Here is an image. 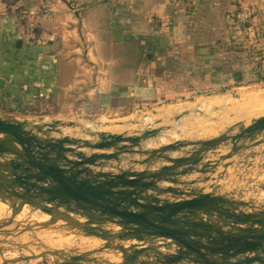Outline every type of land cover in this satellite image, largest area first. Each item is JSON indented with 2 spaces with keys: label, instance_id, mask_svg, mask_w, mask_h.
<instances>
[{
  "label": "water",
  "instance_id": "water-1",
  "mask_svg": "<svg viewBox=\"0 0 264 264\" xmlns=\"http://www.w3.org/2000/svg\"><path fill=\"white\" fill-rule=\"evenodd\" d=\"M189 115L184 110L142 129L131 121L139 129L117 133L91 131L79 120L0 116V214L12 215L18 204L28 214L0 220V254L24 253L2 256L0 264H264V205L223 192L220 183L196 186L222 181L234 164L239 171L262 157L263 150L252 151L264 146V114L244 116L208 136L144 148ZM57 128H77L87 138L58 140L52 137ZM221 150L226 152L218 154ZM105 166L117 172L103 171ZM193 173L200 176L183 180ZM36 212L39 216H29ZM49 233H58L61 242L50 240ZM75 238L96 239L94 253L107 251V260L61 246ZM125 241L139 244L126 247Z\"/></svg>",
  "mask_w": 264,
  "mask_h": 264
},
{
  "label": "crops",
  "instance_id": "crops-1",
  "mask_svg": "<svg viewBox=\"0 0 264 264\" xmlns=\"http://www.w3.org/2000/svg\"><path fill=\"white\" fill-rule=\"evenodd\" d=\"M60 1L66 2L74 10L76 23L73 29L68 31V34L74 37L76 34V37L82 39L84 44L82 50L89 57V76L85 78L70 77L67 72L75 66L72 65L73 63L77 65L78 62H60V49L57 48L53 54L57 64L52 70L47 69L46 71V73H50L48 80L50 84L47 81V87L41 90H56L60 102L65 103L66 99H73L74 103L79 106V110L99 109L102 108L101 103L105 104L103 108L133 106L138 109L140 104L149 105L160 97L164 101L177 100L176 90L186 86V82L194 83V78L191 76L189 78L187 72L192 75L199 71L200 78L197 79L199 83L195 84L209 86L211 83L208 79V64L212 60V56L218 55L220 48L216 49V46L221 45L225 42V38H228L229 32L225 30L226 23H229L228 15L234 13L239 4L243 3L253 10L254 22L264 26V0ZM34 2L37 5L46 3L45 0H0V9H3V11L0 10V40L7 47L11 48L16 39L21 42V46L23 40L19 31H26L24 26L20 27L22 19L19 18L20 22L16 21L18 17L14 8ZM31 21L33 22V20ZM52 21L51 18L44 17L41 22L36 20L40 24H51ZM3 25L7 27H2ZM57 27H55L57 33L60 34V29ZM117 47H120L119 51H116ZM80 50L79 47H73L72 53H77ZM67 51L63 50L64 53H68ZM116 52L124 55L121 66L127 72L125 77L116 73L122 69L113 67L114 60L112 59ZM78 65L80 69L78 72H84L85 66L81 63ZM155 71L160 74L153 75ZM1 80H3V84L0 87H3L6 81ZM211 134H207V136ZM155 147L149 145L145 149ZM257 148L252 152L257 151ZM225 152L226 150L217 151L218 154ZM248 153L249 151L243 153L242 156ZM173 156H177V154ZM132 159L142 160L138 156H134ZM241 159L242 157L237 162ZM160 165L163 164L159 163L157 167ZM122 166L129 167L130 164L128 161H122ZM235 166L236 164L231 166L225 175L234 173ZM155 168L153 167L149 171H154ZM142 169L143 167H140L137 170ZM92 170L97 172L99 167H93ZM102 170L117 172L111 166H105ZM225 175L222 178H227ZM198 176L200 174L193 173L184 176L183 180L189 182ZM206 176L210 177V175ZM221 182L210 180L206 183H198L196 186L208 187L209 184ZM158 186L164 188L171 185L158 183ZM226 189L224 187L223 192ZM147 194H151V192ZM70 241L72 245L68 244L67 248L81 249L84 255L90 253L89 257L91 258H107V251L100 250L94 253V250L100 245L96 239L75 238ZM150 242L156 245L161 244L153 239ZM90 243L93 246H87ZM121 244L131 247L139 243L125 241ZM114 259L122 260L123 258L116 256ZM108 260L113 259L111 257Z\"/></svg>",
  "mask_w": 264,
  "mask_h": 264
},
{
  "label": "rangeland",
  "instance_id": "rangeland-1",
  "mask_svg": "<svg viewBox=\"0 0 264 264\" xmlns=\"http://www.w3.org/2000/svg\"><path fill=\"white\" fill-rule=\"evenodd\" d=\"M58 1L45 0L46 3L43 5H39V3L37 5L34 2L26 6L23 5L24 7L18 6L14 8L18 17L16 21L20 22L19 18L22 19L20 27L24 26L27 31L21 30L19 35L22 37L23 42L28 45L43 43L50 54L51 52L54 53L57 48L60 49V62H78L77 65L72 64L75 66L71 67L67 74L70 77H88L89 57L82 50V47H84L82 39L76 37V34L75 37L68 34V31L73 29L74 24L68 28L57 27L54 18H51L53 20L51 24L36 22V20L41 22L42 14L53 9ZM238 9L239 7L236 9L235 14L232 15L231 21L225 25V30L229 32L228 38H225V42L221 43V45L216 46V49L220 48L222 50L218 51V55L212 56V60L208 64V79L211 83L209 86H198L195 84L199 83L197 81L200 78L198 75L199 71H197V74L192 75L187 72L188 77L194 78V83L186 82V86L176 90L177 100L164 101L160 97L149 105L140 104L138 109L133 106L99 108L98 111L91 114L87 111L79 110V106L74 103L73 99H66L65 103L60 102L59 94L56 90H41L39 93L33 92L30 95L22 96L20 98L22 104L16 107L13 114L0 116L30 122L79 120L83 127L88 122V129L91 131L117 133L127 128L139 129L137 126L130 125L131 121L140 122V128L142 129L148 123L154 125L158 121L164 122L168 118L188 110L190 112L189 116L174 123L172 129L162 132L157 138L150 139L145 143H150V145L155 147L172 143L175 139L195 138L213 134L221 130L219 126L233 123L244 116L261 115L264 111L257 113V109L260 108L257 96L264 91V83L259 80L261 76H264V55L262 52L264 48V26L256 24L257 26L254 27L255 23L252 24L251 19L255 17V14L245 22L238 21L236 18ZM0 10L3 11V9ZM250 22L251 27H247ZM2 27L7 26L3 25ZM55 27L60 29V34L57 33ZM251 28H254V31ZM253 46L254 48L251 50ZM73 47H79L81 50L77 51V53H72ZM119 49L120 47H117L116 51H119ZM63 50H68V53H64ZM254 51L260 53L255 55ZM123 59L124 55L119 52H116L112 59L114 60L113 67L122 69V71H116L121 77H125L127 73L124 71L125 68L121 66ZM80 63L85 67L83 68L84 72L79 73L78 64ZM238 63H240V66L236 65ZM56 64L57 62L55 61V63L43 66L44 73H46L47 69L52 70ZM223 66H229V72L225 73L220 70ZM159 74L160 72H153V75ZM236 74H239L240 77L235 78ZM44 76L46 81L50 79V73H46ZM48 83L50 84L49 81ZM205 101L208 102L203 105ZM144 117H148L150 120L148 118L144 119ZM114 122H119L120 124L115 125L113 124ZM55 130L56 133L52 137L58 140L65 137L87 138L77 128H70L71 131L68 135H60L61 132L63 133V129L57 128ZM162 137L165 138L164 142L161 141ZM145 144L144 148L147 147ZM260 148L258 147L256 150L260 151ZM262 148L264 151V146ZM225 177L227 178H222V183L220 184L227 188V192L237 198L264 205V154L260 158L251 159L239 171L225 175ZM21 216L18 218V216L2 213L0 214V220H22L28 217V215ZM29 216L37 217L39 213H32ZM49 236L50 240L61 242L58 233H49ZM70 242H62L61 246L67 248L72 245ZM23 255L22 251H4V253L0 254V259L2 256L6 259H14Z\"/></svg>",
  "mask_w": 264,
  "mask_h": 264
},
{
  "label": "trees",
  "instance_id": "trees-1",
  "mask_svg": "<svg viewBox=\"0 0 264 264\" xmlns=\"http://www.w3.org/2000/svg\"><path fill=\"white\" fill-rule=\"evenodd\" d=\"M229 14V21H231L232 15ZM253 17L251 19L254 24ZM234 23V21H232ZM251 22L247 27H251ZM256 23L254 27H256ZM254 31V28H251ZM18 39L10 47H7L3 41L0 40V80L4 79L6 84L0 87V115L8 116L13 114L17 106L22 104L20 99L24 95H30L33 92L39 93L44 87H47V81L44 76L43 66L47 64L55 63L56 60L54 53L47 51L43 43L28 45L22 42L19 48H16ZM222 48V47H221ZM254 46L251 48L253 50ZM222 49H219L221 51ZM261 51V50H260ZM264 55V48L262 49ZM258 55L260 52H255ZM264 57V56H263ZM240 66V63L236 64ZM229 66H223L220 68L223 72H229ZM44 73V74H43ZM239 74L235 75V78H239ZM54 79L55 77H51ZM264 83V76L259 79ZM16 85V86H14ZM101 107H105L104 103H101ZM99 109L89 108L82 111L88 113H94Z\"/></svg>",
  "mask_w": 264,
  "mask_h": 264
},
{
  "label": "built area",
  "instance_id": "built-area-1",
  "mask_svg": "<svg viewBox=\"0 0 264 264\" xmlns=\"http://www.w3.org/2000/svg\"><path fill=\"white\" fill-rule=\"evenodd\" d=\"M44 18H54L57 26L61 28H68L75 24L74 10L64 1H58L53 9L48 10L42 14ZM254 16V12L245 4H239L236 18L240 22H245Z\"/></svg>",
  "mask_w": 264,
  "mask_h": 264
},
{
  "label": "bare ground",
  "instance_id": "bare-ground-1",
  "mask_svg": "<svg viewBox=\"0 0 264 264\" xmlns=\"http://www.w3.org/2000/svg\"><path fill=\"white\" fill-rule=\"evenodd\" d=\"M257 100L259 103V109H257V113H259V111H264V91L261 93V94H258L257 96ZM208 101H205L203 105H205V103H207ZM264 114V113H263ZM150 120V118H148ZM149 124V123H148ZM147 124V125H148ZM85 126L88 127L89 126V123H85ZM129 129V128H127ZM63 133L61 132L60 135H68L70 133V129H63ZM161 141L164 142L165 141V138L162 137L161 138ZM150 143H147V146H149ZM2 196L0 195V202H2ZM13 216H18V218L22 217L21 215H28L26 210H25V207L21 204H18L16 207L13 208Z\"/></svg>",
  "mask_w": 264,
  "mask_h": 264
}]
</instances>
